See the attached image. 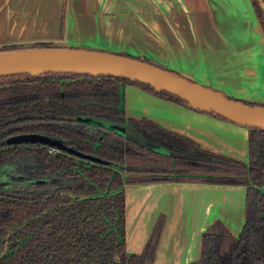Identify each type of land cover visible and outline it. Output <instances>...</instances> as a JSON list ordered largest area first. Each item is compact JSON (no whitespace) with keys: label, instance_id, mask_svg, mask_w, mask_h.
Returning <instances> with one entry per match:
<instances>
[{"label":"trees","instance_id":"obj_1","mask_svg":"<svg viewBox=\"0 0 264 264\" xmlns=\"http://www.w3.org/2000/svg\"><path fill=\"white\" fill-rule=\"evenodd\" d=\"M252 2L264 27V0ZM47 47L53 46L8 44L0 52ZM124 84L190 107L169 92L113 75H0V264H154L166 216L158 218L144 250L129 254L125 187L157 182L246 186L240 234L214 222L202 234L201 256L189 264H264V129L248 127L243 162L152 119L128 116ZM89 118L129 124L143 141L168 152L83 120ZM20 134L60 140L99 161L42 143H8Z\"/></svg>","mask_w":264,"mask_h":264},{"label":"crops","instance_id":"obj_2","mask_svg":"<svg viewBox=\"0 0 264 264\" xmlns=\"http://www.w3.org/2000/svg\"><path fill=\"white\" fill-rule=\"evenodd\" d=\"M35 42L143 59L264 105V27L252 0H0V47ZM122 90L128 116L147 117L207 150L248 162V126L132 84ZM125 190L129 254L144 250L158 218L166 216L154 264L197 260L203 232L218 220L234 235L245 224L244 185L157 182Z\"/></svg>","mask_w":264,"mask_h":264},{"label":"water","instance_id":"obj_3","mask_svg":"<svg viewBox=\"0 0 264 264\" xmlns=\"http://www.w3.org/2000/svg\"><path fill=\"white\" fill-rule=\"evenodd\" d=\"M48 71L113 75L138 81L151 85L157 91L169 92L189 102L193 109L213 111L238 124L264 129V105H250L241 100L230 98L221 92L202 86L143 59L67 47L26 48L0 52V75L18 72L39 74ZM83 120L113 129L156 151L168 152L163 146L143 141L141 135L129 124L122 126L91 118ZM8 143H42L80 157L99 161L98 158L85 155L68 147L60 140L45 135L20 134L10 137Z\"/></svg>","mask_w":264,"mask_h":264},{"label":"rangeland","instance_id":"obj_4","mask_svg":"<svg viewBox=\"0 0 264 264\" xmlns=\"http://www.w3.org/2000/svg\"><path fill=\"white\" fill-rule=\"evenodd\" d=\"M88 50H93V49H88ZM102 52H104V51H102ZM137 59V58H136ZM133 85V84H132ZM135 86V85H134ZM136 87H138V86H136ZM139 89H141V90H143V91H146L147 93H150V94H152V95H155V94H153V93H151V92H149V91H147V90H144V89H142V88H140V87H138ZM124 93V92H123ZM155 96H157V95H155ZM127 97V93H126V95H125V93H124V102H125V99H127L126 98ZM174 102H176V101H174ZM128 104H129V102H128ZM133 104L134 105H132L131 107H137V106H139L141 103L140 102H133ZM189 107V106H188ZM218 116V115H217ZM220 117V116H219ZM223 118V117H222ZM127 221V220H126Z\"/></svg>","mask_w":264,"mask_h":264}]
</instances>
